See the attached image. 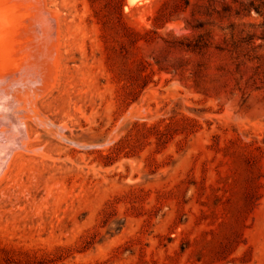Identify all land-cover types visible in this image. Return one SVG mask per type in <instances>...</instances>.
<instances>
[{
	"label": "rangeland",
	"instance_id": "374dc122",
	"mask_svg": "<svg viewBox=\"0 0 264 264\" xmlns=\"http://www.w3.org/2000/svg\"><path fill=\"white\" fill-rule=\"evenodd\" d=\"M40 2L56 24L8 27L57 47L1 73L48 124L6 111L0 264H264V0Z\"/></svg>",
	"mask_w": 264,
	"mask_h": 264
},
{
	"label": "bare ground",
	"instance_id": "6f19581e",
	"mask_svg": "<svg viewBox=\"0 0 264 264\" xmlns=\"http://www.w3.org/2000/svg\"><path fill=\"white\" fill-rule=\"evenodd\" d=\"M27 1L28 0H0V42H1V44H0V82H6V80L5 79H7V80H13V78H11V76L10 75H12V74H10V75H8V77H1L2 75H1V73L2 72H5V73H11V72H13L12 70H11V66L13 65V67H14V65H17L16 66V68H21V69H23V70H25V71H27L28 73L30 72H36V70L37 69H39V70H42V72H43V70L46 72V71H48V74L50 73V75H51V73H53V75H54V72H53V66L55 65V62L53 63V61H52V56H53V54H54V44H33V41H31V40H35L34 39V36H33V38L29 41V42H31L32 43V45H30V43L28 42V41H26V43H23L22 44V42H21V44H17V42H15V40H14V34H12L11 32H10V30H9V26L10 27H12V26H16V27H20V26H26V25H28L30 22H29V20H28V18H27V16H26V13L24 14V12H23V9H25L26 8V10L28 11V13H27V15H30L31 14V16H33L34 17V14L36 15V16H38L37 18H36V16H35V18L34 19H37V21H31V20H33V18L31 17L30 19V21H31V23L33 24L34 22L36 23V22H38V23H41L42 25H44L45 24V26L46 25H49L50 23H51V21H53V20H50V18L54 15H52V14H50L51 12H49V11H47V12H49V15H50V18H49V15L46 13V10H44V8H43V6H41L43 3H41L40 1L41 0H34V2H36V4L35 5H31V4H27ZM31 1H33V0H31ZM29 2L28 1V3H32V2ZM43 1V0H42ZM128 2H130V3H135V2H141L142 0H127ZM143 1H145V0H143ZM153 1V0H152ZM147 2V1H146ZM150 2V1H149ZM141 3H143V2H141ZM145 3V2H144ZM128 4V3H127ZM140 4V3H139ZM44 5V4H43ZM46 7V6H45ZM127 7V6H126ZM46 9H48V8H46ZM52 15V16H51ZM53 17H55V16H53ZM55 21V20H54ZM38 23H36V24H38ZM32 24H30V25H32ZM51 24H56V22H53V23H51ZM40 24H38V26H39ZM37 26V25H36ZM37 26V27H38ZM52 26V25H51ZM55 26H57V25H55ZM33 27L35 28V26H34V24H33ZM41 27V26H40ZM40 27H38V28H40ZM37 28V29H38ZM53 28V27H52ZM52 28H49V30L50 29H52ZM17 28H15V30H16ZM23 29V28H22ZM29 29H31V28H29ZM37 29H36V34H39L38 33V31H37ZM41 29V32H42V28H40ZM54 29V28H53ZM19 30V29H18ZM45 30V29H44ZM29 31V30H28ZM30 31H32L33 33H34V30L32 29V30H30ZM55 31V30H54ZM53 31V32H54ZM13 32V31H12ZM16 31H14V33H15ZM19 32V31H18ZM26 32V31H25ZM49 32V31H48ZM17 33V32H16ZM26 33H28V32H26ZM47 33V32H46ZM46 33H44V34H46ZM51 34H52V32H50ZM50 33H47L46 34V37L48 36V37H50ZM55 33V32H54ZM44 34H42V35H44ZM35 35V34H34ZM54 36H56L55 34H53ZM29 37L31 36V35H28ZM25 37H26V34H25ZM32 37V36H31ZM35 37H36V35H35ZM57 37V36H56ZM17 38V37H16ZM38 38L40 39H42V37H39V35H38ZM24 39V38H23ZM26 39V38H25ZM24 39V40H25ZM40 39V40H41ZM47 39V38H46ZM45 39V40H46ZM23 40V41H24ZM49 40V39H48ZM56 41V40H55ZM29 43V45L30 46H28V43ZM35 42H37V39H36V41ZM25 44H27V45H25ZM57 46H55V48H56ZM18 51H21V52H23V54H24V56L23 57H21V56H19L18 54H17V52ZM55 55V54H54ZM29 60H34V64H30V62H28ZM16 68H13V70L14 71H16L17 69ZM16 69V70H15ZM20 69V70H21ZM19 70V71H20ZM38 70V71H39ZM56 70V69H55ZM19 71H17L18 73H19ZM38 71H37V75H39L40 73H38ZM16 72V74H18ZM39 72H41V71H39ZM14 74H15V72H14ZM13 74V75H14ZM15 74V75H16ZM20 74V73H19ZM18 74V75H19ZM25 74V73H24ZM24 74H22V75H24ZM17 75V76H18ZM31 75H34V74H31ZM36 75V76H37ZM42 75H44V74H42ZM47 75V74H46ZM10 76V77H9ZM49 76V75H48ZM19 77H20V75H19ZM19 77L18 78H15V79H19ZM25 77H27V75L25 76ZM24 76H23V78H25ZM41 78H42V76H40ZM39 77V78H40ZM46 77V76H45ZM11 78V79H10ZM22 78V79H23ZM28 78V77H27ZM32 78H34L33 76H32ZM40 78V79H41ZM14 79V81H12V82H8L10 85L12 84V83H15L16 82V84H19V81H20V84L21 83H23V82H21V81H25V79H23V80H21V78L19 79V81H18V83H17V81ZM29 79V78H28ZM31 79V78H30ZM36 80H37V83H41L42 82V84L44 85V84H47V79L48 78H44L43 79V81H42V79L40 80V82H39V80H38V78H35ZM52 79L53 78H51V80L50 81H52ZM32 81V80H31ZM27 82H30V80H27L26 79V83H25V85L27 86ZM32 82H34V81H32ZM31 82V83H32ZM36 83V82H35ZM34 83V84H35ZM24 84V83H23ZM28 84H30V83H28ZM41 84V85H42ZM4 85L5 84H1L0 86H3V87H0V91L1 90H3L4 91V89H5V87H4ZM10 85H6V86H10ZM32 85V84H31ZM37 85V84H36ZM42 85V86H43ZM12 86V85H11ZM14 86V85H13ZM23 86V85H22ZM22 86H21V88H22ZM33 86V85H32ZM35 86V85H34ZM39 86V85H38ZM47 85H45V87H46ZM50 86V85H49ZM16 87V88H15ZM18 87H19V85H18ZM41 87V86H40ZM44 87V86H43ZM42 87V88H43ZM48 87V86H47ZM14 91H12L13 93L15 92V90L17 89V86H14ZM29 88H30V86H29ZM29 88H26V89H29ZM49 88V87H48ZM24 89V88H23ZM26 89H24V90H26ZM34 90L35 88H31V90ZM6 90V89H5ZM30 90V91H31ZM9 91H11V90H9ZM34 91H41V90H34ZM33 91V92H34ZM42 91H43V89H42ZM46 91V90H45ZM5 92V91H4ZM32 91L31 92H29V94L30 93H33ZM1 93V92H0ZM12 93V94H13ZM35 93V92H34ZM30 94V97H28L27 95L28 94H26V96L24 95V100H21V99H15V100H11V102L10 101H6V100H4L5 102H7V103H2V102H0V122H2V123H4L5 125H7V127H9L10 129H8L9 131H10V133H8L10 136H11V143H7L6 141H4V138H3V136H4V133H6V131H3L4 133L2 134L3 136H2V138L0 139V168L2 167V165H4L3 163H4V161L5 160H7L6 158H8L9 157V155H10V151H11V149L13 148V147H15V145L16 146H21V145H25L26 143H25V141L23 140V137H25V134L27 133V131L25 132V130H24V126H17L16 124H17V122H24L25 120V116H26V113H20V112H11L10 114L8 113V112H6L7 111V109H9V106H12V105H19V106H22V107H24V106H26V105H28L33 111H34V116L38 119V121L39 122H41V123H43V124H48L47 123V121L45 120V118H43L40 114H38V111L37 110H35V99H36V93L35 94ZM38 93V92H37ZM42 93V92H41ZM3 94H5V93H3ZM6 94H7V92H6ZM39 94H40V92H39ZM38 94V95H39ZM11 95V94H10ZM22 95V96H23ZM14 96V95H13ZM5 99H8L9 98V96H8V98H6V97H4ZM16 98V97H15ZM18 98V97H17ZM0 99H1V96H0ZM22 107L20 108V109H22ZM12 108V107H11ZM15 108V107H14ZM28 109V108H27ZM9 110H11V109H9ZM37 121V122H38ZM36 122V123H37ZM20 124V123H19ZM39 124V123H38ZM2 130H6V128H3ZM7 130V131H8ZM8 131V132H9ZM2 133V131H1V128H0V134ZM27 136V138H28V134L26 135ZM5 137V136H4ZM28 140H30V139H28ZM27 141V140H26ZM22 147H25V148H27L26 146H22ZM20 149V148H19ZM9 154V155H8ZM12 155V154H11ZM10 155V156H11ZM8 156V157H7ZM10 158V157H9ZM5 162H8V161H5ZM6 164V163H5ZM5 166V165H4ZM2 170H3V167H2ZM1 171V170H0ZM2 173H3V171H1ZM2 173H0V174H2Z\"/></svg>",
	"mask_w": 264,
	"mask_h": 264
},
{
	"label": "trees",
	"instance_id": "16d2710c",
	"mask_svg": "<svg viewBox=\"0 0 264 264\" xmlns=\"http://www.w3.org/2000/svg\"><path fill=\"white\" fill-rule=\"evenodd\" d=\"M186 3H189V0H184Z\"/></svg>",
	"mask_w": 264,
	"mask_h": 264
}]
</instances>
